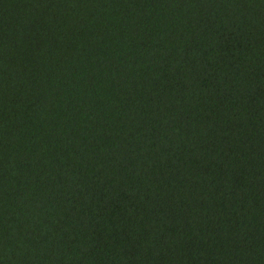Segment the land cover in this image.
Wrapping results in <instances>:
<instances>
[{
  "label": "trees",
  "instance_id": "16d2710c",
  "mask_svg": "<svg viewBox=\"0 0 264 264\" xmlns=\"http://www.w3.org/2000/svg\"><path fill=\"white\" fill-rule=\"evenodd\" d=\"M0 264H264V0H0Z\"/></svg>",
  "mask_w": 264,
  "mask_h": 264
}]
</instances>
